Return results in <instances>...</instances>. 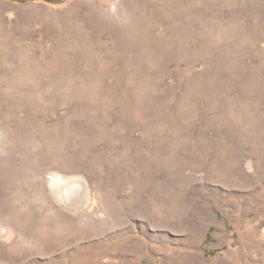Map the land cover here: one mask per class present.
Masks as SVG:
<instances>
[{"label": "rangeland", "instance_id": "rangeland-1", "mask_svg": "<svg viewBox=\"0 0 264 264\" xmlns=\"http://www.w3.org/2000/svg\"><path fill=\"white\" fill-rule=\"evenodd\" d=\"M0 264H264V0H0Z\"/></svg>", "mask_w": 264, "mask_h": 264}, {"label": "trees", "instance_id": "trees-1", "mask_svg": "<svg viewBox=\"0 0 264 264\" xmlns=\"http://www.w3.org/2000/svg\"><path fill=\"white\" fill-rule=\"evenodd\" d=\"M14 1H19V2H28V1H36V0H14ZM43 1H48V2H53V3H62L65 0H43Z\"/></svg>", "mask_w": 264, "mask_h": 264}, {"label": "crops", "instance_id": "crops-1", "mask_svg": "<svg viewBox=\"0 0 264 264\" xmlns=\"http://www.w3.org/2000/svg\"><path fill=\"white\" fill-rule=\"evenodd\" d=\"M241 44V43H240Z\"/></svg>", "mask_w": 264, "mask_h": 264}]
</instances>
